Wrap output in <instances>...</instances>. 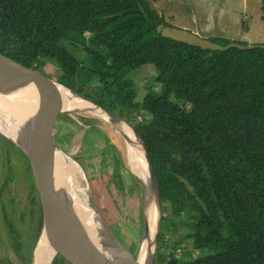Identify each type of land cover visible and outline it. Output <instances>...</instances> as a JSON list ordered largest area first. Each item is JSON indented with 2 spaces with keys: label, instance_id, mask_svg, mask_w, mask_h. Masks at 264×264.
<instances>
[{
  "label": "trees",
  "instance_id": "trees-1",
  "mask_svg": "<svg viewBox=\"0 0 264 264\" xmlns=\"http://www.w3.org/2000/svg\"><path fill=\"white\" fill-rule=\"evenodd\" d=\"M260 11L264 29V0ZM165 26L148 0H0V54L54 62L58 83L135 128L162 212L197 253L156 264H264V48L204 50L161 37ZM147 64L160 88L137 101L131 76ZM171 224L162 215L157 250Z\"/></svg>",
  "mask_w": 264,
  "mask_h": 264
},
{
  "label": "rangeland",
  "instance_id": "rangeland-1",
  "mask_svg": "<svg viewBox=\"0 0 264 264\" xmlns=\"http://www.w3.org/2000/svg\"><path fill=\"white\" fill-rule=\"evenodd\" d=\"M149 1L171 26L196 30L203 38L264 44L260 0H178V8L173 3L174 9L168 7V10L162 0ZM169 1L168 6L174 2ZM206 15L209 18L205 21ZM193 19L196 24H190L189 20ZM38 70L55 79L59 75L57 65L49 60L42 61ZM155 77L156 70L150 64L134 71L131 78L137 101L150 90L159 91ZM97 84L98 78L92 77L89 86L93 88ZM0 117L3 121H13L10 114L0 113ZM24 124L25 121L18 127ZM53 141L83 175L79 179L77 174L81 198L92 209L95 225L106 226L107 231L101 232L99 239L110 234L137 257L146 229L144 204L149 182L147 176L143 180L134 173L125 138L99 116L63 113L55 124ZM163 216L171 217V227L175 225L178 231L171 236L168 246L157 250L155 245L151 264L163 263L169 253L179 259L196 256L191 240H182L184 230L179 220L169 211L163 212ZM41 233L39 196L29 162L0 133V264H34V251ZM45 249L39 264H70L61 256H54L49 242Z\"/></svg>",
  "mask_w": 264,
  "mask_h": 264
},
{
  "label": "water",
  "instance_id": "water-1",
  "mask_svg": "<svg viewBox=\"0 0 264 264\" xmlns=\"http://www.w3.org/2000/svg\"><path fill=\"white\" fill-rule=\"evenodd\" d=\"M159 32L160 36L163 38H168L176 42L209 51H227L231 48H236L238 50L264 48V44H242L238 42H230L229 44L222 46L211 42L209 39L203 38L196 33L171 25L161 27ZM26 82L31 83L37 93L38 105L36 113L26 120L22 127H17L14 140L7 138L22 151L29 162L35 188L39 196V205L42 216V232L52 247L54 256L59 255L70 264H112L106 257V254L99 249V245L97 246L87 237L80 221L72 216V210L66 203L65 196L63 195V197H61L67 206L59 197L60 195L55 194L50 180L49 163L52 154V147L55 145L53 141V132L58 117L63 113H88L79 110L71 112L63 111L62 97L60 95V86L62 85L58 83L57 79L34 68L26 67L0 54V90L18 86ZM72 92L82 100L101 108L109 116L111 121L123 120L139 139L146 163V175L149 182L148 190L153 195L154 200H156L159 210L157 222L158 227L153 243V249L155 250L163 212L160 200L159 183L148 149L144 145L135 128L129 122L115 113L96 105L84 96H81L74 91ZM0 133L3 134L1 131ZM101 222L103 223V220H101ZM146 232L147 225L145 234ZM108 236H110V234H108ZM110 237L118 248L126 253L129 258V264H140L136 259L137 257H134L132 253L129 252L116 238L112 236ZM112 262L113 264H118L113 259Z\"/></svg>",
  "mask_w": 264,
  "mask_h": 264
},
{
  "label": "bare ground",
  "instance_id": "bare-ground-1",
  "mask_svg": "<svg viewBox=\"0 0 264 264\" xmlns=\"http://www.w3.org/2000/svg\"><path fill=\"white\" fill-rule=\"evenodd\" d=\"M62 97V110L65 112L83 111L90 115H96L104 119L111 126L116 128L124 136L128 148V156L134 173L140 179H146V163L143 157V149L139 139L135 136L131 128L123 120H113L99 107L90 102L82 100L69 89L60 86ZM38 97L36 90L31 83H22L7 89L0 90V113L10 114L13 121H3L0 117V131L8 138L14 140L16 129L21 122L32 117L37 110ZM75 115V114H74ZM77 115V114H76ZM83 117V116H82ZM115 135V134H114ZM122 151V150H121ZM50 180L55 194H59L72 210V216L80 221L87 237L106 254V257L113 264L112 259L118 264H129V258L124 251L112 241L108 235L103 240L99 239L101 232L106 230V226L95 225L93 211L81 198L82 188L79 179L83 178L77 164L68 156L64 155L57 146L52 147V154L49 163ZM78 174V175H77ZM62 196V197H61ZM64 202V204L66 205ZM67 206V205H66ZM159 210L153 195L148 190L144 204V217L147 225V232L143 237V243L137 256L140 264H151L154 237L157 231ZM99 221V220H97ZM104 228V229H103ZM48 240L44 233H41L39 241L34 251V264H39L45 252ZM50 253V252H49Z\"/></svg>",
  "mask_w": 264,
  "mask_h": 264
},
{
  "label": "crops",
  "instance_id": "crops-1",
  "mask_svg": "<svg viewBox=\"0 0 264 264\" xmlns=\"http://www.w3.org/2000/svg\"><path fill=\"white\" fill-rule=\"evenodd\" d=\"M149 1V0H148ZM162 2V4L164 5V6H166L167 7V10H168V7L169 8H171V9H174V6H173V3H175L176 4V9L178 8V0H174V2H172L171 1V4L168 6V4L170 3V1L169 0H162L161 1ZM207 16V15H206ZM194 18V17H193ZM209 17L207 16V18L205 19V21L208 19ZM189 22H190V24H196V20L195 19H193V20H189ZM184 28H185V26H184ZM190 32H193V33H198V31H196V30H191Z\"/></svg>",
  "mask_w": 264,
  "mask_h": 264
}]
</instances>
